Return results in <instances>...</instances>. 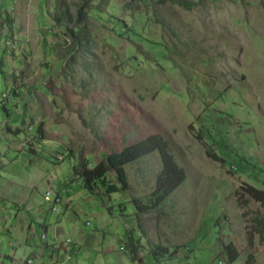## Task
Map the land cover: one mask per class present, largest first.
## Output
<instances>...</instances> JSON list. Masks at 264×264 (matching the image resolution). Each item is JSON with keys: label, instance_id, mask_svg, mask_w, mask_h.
I'll return each mask as SVG.
<instances>
[{"label": "rangeland", "instance_id": "rangeland-1", "mask_svg": "<svg viewBox=\"0 0 264 264\" xmlns=\"http://www.w3.org/2000/svg\"><path fill=\"white\" fill-rule=\"evenodd\" d=\"M57 1L0 0V264H246L249 252L264 264V241L247 234L264 204L244 190H264V0ZM83 2L89 66L65 35ZM153 133L186 173L159 207L139 214L133 202L154 188L157 151L125 165L127 190L73 180L78 159L93 167ZM130 239L143 245L135 260ZM148 243L169 253L155 261Z\"/></svg>", "mask_w": 264, "mask_h": 264}, {"label": "trees", "instance_id": "trees-1", "mask_svg": "<svg viewBox=\"0 0 264 264\" xmlns=\"http://www.w3.org/2000/svg\"><path fill=\"white\" fill-rule=\"evenodd\" d=\"M59 4H65L62 0L57 1ZM84 2H87L84 0ZM84 2L78 6L75 22L76 24L68 26L65 21L66 32L65 35L70 38V44L74 51L81 52L84 59V63L89 66L91 64L88 60L90 55H93L92 44L93 40L90 37L88 27L85 23V5ZM172 2L190 6V0H172ZM65 18L70 19L67 6L62 7L61 14L56 17L58 21H63ZM13 19H10L12 21ZM117 25L119 34L125 33L124 23L121 21L114 23ZM123 28V29H122ZM122 29V30H120ZM128 32H132L128 29ZM71 55V51H70ZM6 111V106L3 105ZM25 108L22 111L21 124H25L24 121ZM10 132L19 134L22 129L17 126L15 129H11L7 126ZM43 122H39L34 129L33 136L26 141L27 149L35 153L37 148L41 147V142L44 140ZM157 151L161 160V169L156 173L155 185L150 194L144 199L133 198L138 213H147L160 206L171 193L186 179L185 170L176 162L175 157L171 151L169 143L160 134L153 133L148 134L138 140L123 145L119 150H112L105 153L101 159H99L93 167H89L87 160L78 159L73 164V180L81 179L83 186L91 193L100 191V187L104 189V194L109 196L111 193L124 191L130 188L127 173L125 171V165L136 162L143 156ZM69 152V151H68ZM207 154L215 161L224 162V159L217 155L207 151ZM68 156V155H67ZM72 158V154L70 153ZM69 156V157H70ZM77 159V157H76ZM114 173L115 182L108 181V174ZM102 190V189H101ZM245 192L250 199L264 204V190L253 185H246ZM238 194V191L235 192ZM240 196V195H239ZM238 201L240 203V198ZM248 199H244L243 203L246 204ZM241 204V203H240ZM245 215V214H244ZM249 230L247 231L249 241L251 236L256 234L259 237L260 242L264 241V214H255L249 219ZM150 250L154 256L155 261L159 259L158 256H163L169 253L167 246L161 244L148 243ZM127 248L130 252V258L135 260L138 256V251L143 248L140 241H134L130 239L127 243ZM223 250L227 256L228 262H233L237 259L238 252L233 243L224 245ZM254 256L251 252L247 254L246 264H249L253 260Z\"/></svg>", "mask_w": 264, "mask_h": 264}, {"label": "built area", "instance_id": "built-area-1", "mask_svg": "<svg viewBox=\"0 0 264 264\" xmlns=\"http://www.w3.org/2000/svg\"><path fill=\"white\" fill-rule=\"evenodd\" d=\"M44 199L46 201H50L53 203L52 210L59 211V209L57 208V205L60 204V198L59 197H53V199H52V197L49 195V191H47L46 194L44 195Z\"/></svg>", "mask_w": 264, "mask_h": 264}, {"label": "crops", "instance_id": "crops-1", "mask_svg": "<svg viewBox=\"0 0 264 264\" xmlns=\"http://www.w3.org/2000/svg\"><path fill=\"white\" fill-rule=\"evenodd\" d=\"M10 226H11V224H10ZM11 227H12V226H11ZM8 231H9L10 233H12L13 230H11L10 228H8ZM26 240H27V239H26ZM43 252H44L43 249H42V248H39V253H40V254H43ZM29 259H30V258H29ZM29 259H28V260H29Z\"/></svg>", "mask_w": 264, "mask_h": 264}]
</instances>
